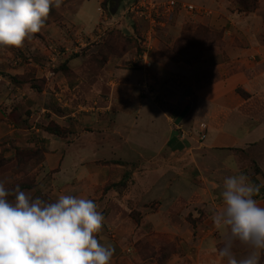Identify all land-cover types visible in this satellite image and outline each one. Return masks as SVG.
Masks as SVG:
<instances>
[{
    "label": "crops",
    "instance_id": "obj_1",
    "mask_svg": "<svg viewBox=\"0 0 264 264\" xmlns=\"http://www.w3.org/2000/svg\"><path fill=\"white\" fill-rule=\"evenodd\" d=\"M175 1L180 4L196 2L205 7L209 13L197 17L195 23L220 33L222 42L210 47L201 46L199 59L195 62L187 61V56L178 55L170 44L155 46L150 81L157 85L156 94L165 101L158 108V114L166 123V133L159 144L141 143L139 148L145 151L143 155L138 149L128 147L127 132L133 128L134 123L128 126L123 123H108L106 115L107 112L112 113L111 108H116L117 115L126 114L136 120L150 105L144 100L136 105L131 103L130 97L140 91V82L127 74L117 76L113 71L124 60L119 64L115 60L107 62V81L103 79L102 83L111 87V105L105 103L95 113L106 114L105 118L99 120L97 116H88L86 120L77 123L78 119H75L76 136L62 138L47 132L43 134L47 140L45 165L50 170H57L56 176L71 181L73 196L89 199L97 193H103L106 186L118 185L127 173V168L120 162L129 161L131 164L142 159L151 166L149 171L154 172L156 169L153 166L158 168L159 164H166L164 161L168 158L173 161L169 164L174 165L176 156L184 153H187V157L191 153L190 158L199 156L201 162L208 157H223L226 160L221 162L220 170L224 169L221 172L224 173V178L228 176L227 171L233 175L246 170L253 183L264 184V0H259L258 7L251 11L244 10L240 0ZM134 2L135 0H65L59 9L55 8L58 20L45 25L40 32L47 39L53 38L63 45L65 42H72L71 37L94 36L95 30H101L99 26L102 20L107 21V31L110 32L115 22L124 18L125 12ZM170 21L165 25L172 32L174 29L180 30L185 24ZM124 23L128 22L123 20L121 24ZM69 67L75 72L73 80L77 84L72 86L67 78L58 76L60 91L54 90L55 96L68 104L67 101L81 95L80 91L84 93L82 89H87V97L101 99L104 89L100 91L92 88L97 79L92 74L80 72V65L75 62H70ZM80 79L83 88L79 83ZM70 116L76 118L77 111H66L60 119L65 120ZM148 120L153 123L151 117ZM85 121L91 125L81 126L80 122ZM93 135L96 136L94 142L90 141ZM128 148L133 157L127 156ZM165 154L166 159L162 156ZM173 165L171 168L178 170ZM162 170H166V167ZM139 174L140 168L133 173V179L136 180L134 191L130 187L124 190L111 188L107 194H101L107 195V228L115 221H122L127 226L132 221L129 216L123 221V211L121 212L128 210V193L135 198L134 201L138 197L149 195L148 191L154 185L145 181L139 183L138 180H142ZM168 190L171 195L177 193L175 189ZM115 196L119 199L113 200ZM256 198L264 205V187H261ZM114 201L118 205H111ZM179 209L180 207L175 209L177 212L159 208L151 214L143 215L142 220L149 222L148 225L153 229L160 228V231L165 230L166 233L171 231L168 234L174 232L170 228H183L186 231L183 234H187L192 227L186 217L190 208ZM197 229L204 230L202 223L197 224ZM115 236L128 238V234L123 232ZM99 237L105 238L103 234ZM107 238L110 239L108 234ZM216 238L201 239L200 255L205 258L201 264H219L209 247L220 244L219 234ZM193 243L190 240L188 245L183 241L182 247L186 252L190 251L195 247L192 246Z\"/></svg>",
    "mask_w": 264,
    "mask_h": 264
},
{
    "label": "rangeland",
    "instance_id": "obj_2",
    "mask_svg": "<svg viewBox=\"0 0 264 264\" xmlns=\"http://www.w3.org/2000/svg\"><path fill=\"white\" fill-rule=\"evenodd\" d=\"M241 1L244 4V10L248 8V11L255 10L259 4V0ZM192 4L202 10L197 14L177 11L174 18L156 19V23H152L150 19L140 18L127 10L124 18L116 21L110 32L107 31V21L102 20L99 26L101 30H95L94 36L71 37V44L68 42L64 45L59 44L57 40L47 39L39 32L34 34L31 40H26L21 48L0 50V180L7 179L10 181L8 187L18 184L22 190L30 192L34 198L39 196L50 202H54L60 194H74L70 188V180L56 176L57 170L46 167L45 141L47 140L43 134L47 132L62 138L76 136L78 133L74 131L75 119H78L77 123L86 120L88 116L91 118L97 116L99 120L105 118L106 114L95 113H98V109L105 103L111 105L112 98L109 90L111 87L107 83H102L103 79L107 81L105 67L110 60H115L116 64L124 60L122 65L113 69L115 75L127 74L140 82V91L133 93L134 95L130 97L131 103L136 105L137 102L141 103L144 100L150 106L143 111L142 115L136 117L135 121L129 115L122 113L117 115L118 109L111 108L112 113L107 112L106 115L108 123H123L127 126L134 123L133 128L127 132L128 147L138 149L141 155L145 154V151L139 148L141 143L159 144L166 133V123L158 114V108L162 107L165 101L156 94L157 85L150 81L154 67L152 65L148 71L144 69L142 54L148 51L153 61L155 46L170 44L179 55L187 54V61L195 62L199 59L202 43L222 42L220 33L195 23L197 17L209 12L196 2ZM55 16L56 12L51 11L45 25L56 22L58 19ZM123 20L128 23L121 24ZM169 20L174 21L175 24L176 22L181 25L185 22V24L180 30L174 29L172 32L165 25ZM189 44L190 49L185 48ZM70 62L80 65L78 68L83 74H92L97 79L99 83L94 80L92 88L100 91L104 89L101 99L93 100L87 97V89H82L84 93L80 91L81 95L79 97L77 95L78 98H73L72 101H67L68 104L55 96L54 90L60 91L59 83H57L58 76L67 78L72 86L77 84L73 80L75 72L69 67ZM81 80L79 83L83 88ZM118 108L120 109L119 105ZM70 110L77 111L76 118L70 116L61 120V116ZM148 117L152 118L153 123L149 122ZM80 125L91 124L85 121L80 122ZM95 138V135L91 136L90 141L94 142ZM129 148L127 156L133 157ZM185 155L187 153L177 155L174 165L169 164L173 161L168 158L164 161L166 164H159L158 168L153 166V169H156L154 172L149 171L151 166L142 159L138 162L133 161L131 164L129 161L120 162L119 164L127 168L123 180L118 185L106 186L103 193H97L96 196L89 198L99 205L98 210L105 216L107 195L101 196V194H107L111 188L124 190L130 187L134 191L136 180L133 179V173L139 168V176L142 180L139 179L138 182L145 181L154 185L148 191V196L138 197L136 201L128 193V210H121L123 221L127 216L133 221L128 226L122 221L120 223L115 221L107 228L105 217L106 222L97 238L102 243H111L114 246L112 264H201L205 259L200 255L199 246L201 239H217L218 232L210 216L212 209L220 205L219 193L222 191L224 179V173H221L224 169L220 170V167H222L221 162L226 159L213 156L201 162L199 156L190 158L191 153L188 157ZM162 156L164 159L167 157L166 154ZM102 163L105 164V162ZM172 165L178 170L171 168ZM164 167L166 170H162ZM243 173L247 175L246 170ZM226 175L232 174L227 171ZM168 189H175L177 193L171 195L167 192ZM118 196H115L113 200L119 199ZM116 204L118 205V202L114 201L111 205ZM137 204L138 207H136ZM179 207L180 209L190 208L186 217L192 227L187 234H183L186 232L183 228L175 230L170 228L174 232L168 234L171 231L166 233L165 230L160 231V228L153 229L148 225L149 222L142 220L143 215L151 214L159 208L163 211L170 209L178 212L175 209ZM198 223H202L204 230L197 229ZM120 232L128 234V238L114 237ZM100 234H103L105 238L101 239ZM107 234L110 239L107 238ZM181 236L194 242L192 246L196 248L186 252L182 242L185 241L189 245L190 240L183 239ZM235 251L237 255L243 254V250L239 247Z\"/></svg>",
    "mask_w": 264,
    "mask_h": 264
},
{
    "label": "clouds",
    "instance_id": "obj_3",
    "mask_svg": "<svg viewBox=\"0 0 264 264\" xmlns=\"http://www.w3.org/2000/svg\"><path fill=\"white\" fill-rule=\"evenodd\" d=\"M62 2L0 0V50L23 47ZM9 183L0 180V264H112L114 246L97 238L106 218L92 199L60 194L50 202ZM261 187L243 172L223 179L220 205L210 216L220 244L209 247L219 264H262Z\"/></svg>",
    "mask_w": 264,
    "mask_h": 264
},
{
    "label": "built area",
    "instance_id": "obj_4",
    "mask_svg": "<svg viewBox=\"0 0 264 264\" xmlns=\"http://www.w3.org/2000/svg\"><path fill=\"white\" fill-rule=\"evenodd\" d=\"M181 10L197 14L202 9H198L192 4H180L175 0H135L128 12L156 23V19L171 18L177 11ZM142 61L146 71L152 68V61L148 51L142 54Z\"/></svg>",
    "mask_w": 264,
    "mask_h": 264
},
{
    "label": "trees",
    "instance_id": "obj_5",
    "mask_svg": "<svg viewBox=\"0 0 264 264\" xmlns=\"http://www.w3.org/2000/svg\"><path fill=\"white\" fill-rule=\"evenodd\" d=\"M65 0H63V2H64ZM62 2V3H63ZM240 3L242 4V5H244L243 3H242V1L240 0ZM105 6V3L103 4V7ZM51 11H53V12H55V7H52L51 8V10H50V12ZM246 11H248V8H247V10ZM250 11V10H249ZM212 45H214V44H210V43H207V41H205L204 43H202L201 45H200V48H201V46H207V47H210V46H212ZM185 48H188V49H190V44L188 45V46H186ZM185 48H183L184 50H186ZM188 51H190V50H188ZM176 52V51H175ZM187 51H185V53H186ZM178 54V53H177ZM179 55V54H178ZM181 56V55H180ZM183 56H187L188 57V55L187 54H183ZM189 61V60H188Z\"/></svg>",
    "mask_w": 264,
    "mask_h": 264
}]
</instances>
